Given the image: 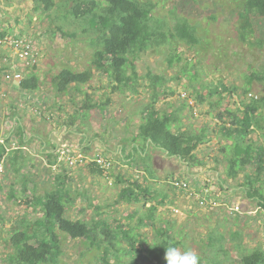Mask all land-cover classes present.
Masks as SVG:
<instances>
[{
	"label": "trees",
	"instance_id": "trees-1",
	"mask_svg": "<svg viewBox=\"0 0 264 264\" xmlns=\"http://www.w3.org/2000/svg\"><path fill=\"white\" fill-rule=\"evenodd\" d=\"M35 3L36 8L44 14L51 12L58 4H62L61 7H57L67 17L64 15L56 19L69 25H79L78 22L82 21L84 23L82 33L94 35L91 37V44L97 50L90 64L91 67L80 72L64 68L54 76L52 84L56 87L59 97H65L70 88L76 85L82 88L97 74L107 78L108 87L114 93H129L130 96L139 97L145 93V90H149L150 98L144 105V110H141L142 122L138 133L130 140L131 144L128 139L121 140L115 151H111L106 146L107 141L104 139L101 147H92V141L94 138L96 140L99 134L89 136L88 133L91 132L89 126L75 123L78 114L82 113L83 117L87 115L84 110H100L103 114L110 102L92 99L85 104L84 101L79 113L72 115L65 123L68 132H71L72 127L73 131L81 137L77 147L68 148L70 152L76 151L72 155L77 153L83 155V162L79 163L86 167L87 172L92 177L104 179L109 186H116L119 190L117 203H138L145 209L142 213L137 210L127 216L130 221L138 216L137 225L134 228L130 227L129 230L125 229L129 225H124L122 221H116V226H113L106 219L89 222L82 218H69L67 213L71 207L75 206L76 197L87 201L88 192L72 191L69 185L72 178H69L67 173H81V171H75L66 157L59 161L62 157L61 147L54 141L48 142L45 139L42 145L46 144L54 150L47 154V169L56 171L53 174L54 189L40 195L36 183L30 189L28 187L30 181L25 177L21 196L16 195L14 189L10 190L8 199L17 200L18 206L24 207V210L11 221L8 239L11 251L4 259L5 264H63L62 237L59 233L72 240L96 243L100 237L102 244L109 242L105 249L104 246L98 248L103 249L101 260L104 264H139L140 262L166 264L164 259L166 247L180 249L184 243H182L183 236L174 230L175 222L164 220L160 211L170 206V203H174L169 201V198L172 195L176 196L178 192V195L186 193L189 197L187 193L189 187L177 188L174 185L175 182L185 181L188 184V181L185 175L180 174V171L171 172V170L165 176V183H168L171 193H164L153 188L149 181L158 184L162 175L155 173L154 159L148 152L150 148L160 151L167 158L180 161L191 171L205 165V161L197 153L202 147L213 142L215 136L220 143L219 151L223 161L226 163L225 178L218 176L217 184L220 191L224 194L231 190L244 192L246 197L256 204L255 211L264 215V95L258 97L252 94V86L255 82L264 84V72L252 71L246 76L243 86L230 85L222 80L213 86L204 85L206 94L196 89L194 83L199 80V72L192 70L183 71V74L188 76L192 93H177L172 88L165 87L167 81L164 77L152 74H148L150 84L143 87L140 83V78L143 79V77L136 70V61L141 55L150 50L160 53L170 44H184L190 47L202 44L197 35V28L187 19H179L173 29L169 27L165 29L166 23L154 17L155 5L143 3L140 0H58V2L57 0H35ZM239 19L241 21L240 39L250 40L256 34L253 20L264 19V0H244ZM58 30L64 33L62 27ZM9 33L8 29L0 28V39L6 38ZM69 35L76 37L77 33ZM259 44L264 45L263 39L260 38L255 43V45ZM168 60L173 66L174 62H180L183 58L177 50H174L170 52ZM35 68L36 66L21 69L24 76L18 86L26 94L37 93L41 88L42 81L38 74L34 73ZM10 71V66H0V77L4 76L5 79L6 73ZM183 93L187 97H183ZM238 93L244 95V98L241 99ZM250 95L253 96L250 97ZM86 96L87 99L89 96L92 98L91 94ZM169 96L177 97L179 103L171 104L170 110L167 111L159 108L160 100ZM228 97H236L233 106H224V101ZM189 101H193L194 104ZM205 102L209 105L207 113L213 118V125L205 122L199 126L195 121L203 115V112H199L201 115L197 117L195 110H200ZM53 106L55 108L59 105ZM59 110L62 111V108ZM17 112L16 107L11 111L13 116ZM53 116V112H49V119ZM26 140L25 131L20 127L18 131L20 145L8 162V166L13 168L14 173H19L25 168L20 164L18 153L21 152L20 148L25 145ZM140 143H143V146ZM6 146L4 142H0V162L6 158L8 151ZM149 157H151V165L148 163ZM100 158L104 160L103 164L98 162ZM53 166L56 168L54 169ZM139 168H143V172L139 171ZM247 170L254 172L247 174ZM131 173H141L144 179H139V176L136 178ZM242 173H244V181L239 182L237 186L229 183V181H236ZM209 186L210 183H206L203 187H198L196 192L198 206L210 201V193L209 196L204 195ZM0 189H2L1 183ZM228 203L230 201L227 202L225 199L222 201V205ZM95 208L98 213L102 210L100 205ZM3 220L5 217L0 213V223ZM137 228L146 229L148 234L151 231V240L150 237H142L141 233L136 232ZM119 239L128 242L129 245L124 248L118 247L116 241ZM231 239L236 241L234 248L240 255L239 264H264V250L261 247L250 250L244 248L240 230L232 233ZM225 240L222 234H212L209 235L208 245L218 248L227 255V251H223ZM121 253H123L122 257ZM133 253H136V256L130 258ZM127 256L130 261L124 262ZM221 262L214 258V263H204L203 258L200 257V264H222Z\"/></svg>",
	"mask_w": 264,
	"mask_h": 264
},
{
	"label": "rangeland",
	"instance_id": "rangeland-1",
	"mask_svg": "<svg viewBox=\"0 0 264 264\" xmlns=\"http://www.w3.org/2000/svg\"><path fill=\"white\" fill-rule=\"evenodd\" d=\"M140 1L155 5L154 17L166 23L167 27L165 29L168 27L173 29L179 19H187L191 25L197 28V35L202 41V44L197 47L170 44L165 46L160 53L150 50L141 55L136 61V70L143 77V79L140 78V83L143 87L150 84L148 74H152L164 77L167 81L165 87H170L177 93H192L188 76L183 74L184 70H192L199 72V80L194 83L196 89L206 94L204 85L213 86V84H217L222 80L230 85L243 86L246 76L252 71L264 72V45H255L260 38L264 41V19L253 20L256 34L250 40L242 41L240 39L239 27L241 21L239 17L243 9L244 0ZM61 5L58 4L57 6L61 7ZM57 6L51 12L44 14L36 8L35 0H0V28L10 31L7 34L8 39L22 37L33 42L37 61L34 73H37L42 81L41 88L37 93L26 94V92H22L19 95L20 99L18 101L25 109L21 112L22 116L20 118L23 119L22 123L26 128L27 137L31 136L30 133L33 134L32 131H34L42 135V140L45 141L46 139L50 142V130H52V125H55L53 128H55L56 133L58 132L55 140L60 144L59 147L64 145L77 147L81 137L73 131L72 127L71 132H68L69 134L66 133L65 123L69 121L72 115L79 113L84 101L87 104L93 99L105 101V103L110 102L105 112L102 114L100 110H84L87 115L83 117L82 113L78 114L75 120L77 125L79 123L81 125L85 124L91 128V132L88 133L89 136L95 135V133L99 134V137L96 140L94 138V141H92V147H101L103 139L107 141L106 146L111 151L118 149V145L123 139H128L129 144H131L130 140L138 133L139 125L142 122L141 110L149 101V90H145V93H141L142 95L139 97L130 96L129 93H114L108 87L107 78L97 74L90 83L83 87L81 86L82 88L77 85L70 88L69 93H66L65 97L57 95V89L52 84L54 76L58 75L64 68H71L77 72L88 69L91 67L90 64L94 59L95 50H97L91 44V37H94V35L82 33L84 26L82 21L78 22L82 26L80 27L78 24L69 25L56 19V17H64L65 15L62 14V10H59ZM59 27H62L65 35L58 30ZM71 33H77V36L72 37L69 35ZM174 50L181 54L183 60L174 62L173 66H171L168 59L170 52ZM18 61L21 64L25 63L23 62L24 60L15 56L14 51H11L8 44H0V66L7 65L17 69L20 65ZM161 90L163 91V89ZM87 94H91L92 98L89 96V99H87ZM238 94L241 99L244 98V95ZM252 94L258 97L263 96L264 84L255 82L252 86ZM191 95L193 96V94ZM235 98L228 97L224 101V106H233ZM1 100L2 97H0ZM189 102L194 104L193 101ZM178 103L179 99L177 97L170 98L169 96L160 100L159 108L167 111L170 110L172 105H177ZM56 104L59 106L54 108L53 105ZM62 105L64 106L62 107ZM59 107L62 108V111L59 110L61 109ZM47 109L49 112H53L54 120L53 117L49 119V115L46 113V111L48 112ZM208 110L209 105L207 102L200 107V110H195L197 117L203 112V115L195 121L197 125L200 126L205 122L212 124L213 118L207 113ZM38 112L44 116H41ZM28 114L33 115V123ZM14 116L9 115L10 118ZM7 119H5V122ZM45 119L49 122L48 124L44 122ZM42 128L43 131H40ZM0 131L3 134L5 133L2 128H0ZM59 131L62 133L59 134ZM7 135L5 134L3 137ZM213 138L215 139L207 146L204 152L200 150L197 153L202 156L205 165L191 171L180 161L167 158L160 151L151 150L150 148L148 152L154 159L155 173L157 172V175L162 176H160L158 184L151 181H149V184L164 193H171L168 183H165V176L171 170V172L180 171L181 175H185L189 184L187 192L189 193V198L187 194L178 196V192L176 193L177 196L173 197L172 195L169 198V201H174V203H170V206L160 211V215L164 220L175 222V232L183 236L182 243H184V246L180 250H193L199 257L203 258L204 263H214V258H216L222 261V264H239L240 255L234 248L236 241L231 239V234L240 230L244 248L250 250L254 247H261L264 250V215L255 211L256 204L240 190L236 192L231 190L225 194L222 192L221 195L220 187L217 184L218 176L225 178L226 163L223 161L219 151L220 143L218 139L215 136ZM9 139L10 141L13 140V138ZM7 140L3 139L5 146L8 143ZM8 144L6 147L15 148L10 142ZM140 145L143 146V143H140ZM25 146L29 148L30 152L35 149L36 152L33 153L37 156L27 154L22 157L20 164L24 165L25 168L19 173H14L13 168L8 166L10 156L2 161L4 171L0 173V183L2 184V189H0V213L4 215L5 220L0 223V264H5L4 259L8 252L11 251L8 241L11 232V221L24 210V207L18 206L17 200L11 201L8 199L10 190L14 189L16 195L21 196L25 177L30 181L28 184L30 189L36 183L38 194L40 195H44L45 191L54 189L53 174L56 171L50 168L47 169V157L42 158L41 155L37 154V149H41L39 139L35 138L32 141L28 139L25 142ZM149 158L148 163L151 165V157ZM17 164L19 165V162ZM72 167H74L75 171H81V173H67L68 177L72 178V181H69L70 188L72 191H81L82 193L85 190L88 194L85 193L87 201L81 200L78 196L76 197L75 206L71 207L67 213L69 218H82L89 222L97 219H106L113 226H116V221H122L124 225H129L125 228L126 230L137 225L138 216L131 221L127 219V216L137 210L142 213L145 209L142 204L117 203L119 190L116 186H109L104 179L92 177L87 172L86 167L79 162ZM53 168L55 169L56 166H53ZM253 172V170L246 171L247 174ZM192 173L196 174L197 177H194ZM132 175H135L136 178L139 176L141 180L144 179V175L141 173ZM243 175L244 173L236 181H229V183L237 186L239 182L244 181ZM204 180L206 183H210V188L215 185L216 189L213 188L209 192L210 194L216 193V197L222 200L225 199L227 202L230 201V204H225L222 208L213 206L211 208H215L213 211L200 209L201 206L206 207V203H203L204 205L200 204V208H198L196 192L198 187L205 183ZM184 195L187 198L183 197ZM98 205L102 207L99 213L97 208H95ZM233 206H239L241 212L237 211V213L231 214L230 209ZM245 214L247 216H244ZM36 216L39 217L38 215ZM135 231L141 233L142 237H150L151 240V231L149 232L150 234H148L146 229L137 228ZM59 234L62 237L63 255L61 260L63 264H104L101 260L103 249L98 248L104 246L105 249L109 242L102 244L100 237H98L96 243L87 240H72L64 234ZM212 234L225 236L223 251H227V255L218 250V248L208 245L209 235ZM116 244L120 248L129 245L128 242L122 239L116 241ZM131 256L135 257L136 253L131 254L130 258ZM130 258L128 256L125 257L124 262L130 261ZM139 264L148 263L140 262Z\"/></svg>",
	"mask_w": 264,
	"mask_h": 264
},
{
	"label": "crops",
	"instance_id": "crops-1",
	"mask_svg": "<svg viewBox=\"0 0 264 264\" xmlns=\"http://www.w3.org/2000/svg\"><path fill=\"white\" fill-rule=\"evenodd\" d=\"M0 92H2L1 94H3V95H1L0 97H2V100L0 101V128H2V130L3 131H5V133L3 134L1 131H0V139H8V138H13V140L12 141H10V139H9V141H8V143L10 142V144L13 146V147H15V148H8V151H7V153H6V158H8L9 156H10V159H11V157L14 155V152H15V150L14 149H17L18 148V146H19V141H18V131H19V128L20 127H22L23 129H24V131H25V127H24V125H23V123H22V121H23V119H21L20 118V116H22V111H24L25 109H24V106H22L20 103H19V99H20V97H19V95L22 93V91H21V89H20V87L18 86V84L17 83H9V82H7V80H5L4 79V76L3 77H0ZM32 103V102H31ZM17 108V110H18V114L17 115H15L13 118H10L9 117V115L11 114V115H13L12 113H11V111H12V109L13 108ZM22 107V108H21ZM31 107V106H30ZM33 108V107H32ZM48 110V109H47ZM39 114H40V112H38ZM43 114H44V112H43ZM47 114L49 115V111L47 112ZM41 115V114H40ZM28 116L30 117V120L32 121V118H33V115H31V114H28ZM41 116H44V115H41ZM8 118V119H7ZM5 119H7L6 120V122H5ZM47 119V118H46ZM46 119L44 120V122L45 123H49V122H47L46 121ZM53 119H54V116H53ZM32 123H33V121H32ZM53 127H55V125H52V127H51V129L52 130H50V133H51V136H50V140H52V141H54V143L55 144H59L58 143V141L57 140H55V136H57L58 135V132L56 133L55 132V128H53ZM32 128H33V126L31 127V130H32ZM44 128V127H43ZM43 128L40 130V131H43ZM66 128V130H65V132L66 133H68V130H67V127H65ZM26 132V131H25ZM33 132V134L32 133H30L31 134V136L29 135L28 137H27V135H26V133H25V135H26V137H27V140L29 139L30 141H32V140H34L35 138H38L39 139V141H40V143H41V149L39 150V148L37 149V154L40 156H42V158H44V157H47V160H48V156H47V154L49 153H52L54 150H53V148L52 147H49V146H47L46 144H44V145H42V142H44V140H42V135L40 134V133H37V132H34V131H32ZM54 132V133H53ZM62 132L61 131H59V134H61ZM5 134H8L6 137H3V135H5ZM57 134V135H56ZM69 134V133H68ZM54 136V138H52ZM26 140V141H27ZM46 141V140H45ZM0 142H3V140H0ZM12 142V143H11ZM7 143V145H9ZM60 145V144H59ZM207 146L208 145H205L204 147H202V149H201V151L202 152H204L205 150H206V148H207ZM21 149V152L20 153H18L19 154V157H20V159L22 158V157H25L27 154H31L32 156H34L35 154L33 153V152H36V150L35 149H33V152H30V150H29V148L27 147V146H23V147H21L20 148ZM12 150H14V151H12ZM29 151V153H28V151ZM40 151V153H39V151ZM27 151V152H26ZM200 151V150H199ZM35 156H37V155H35ZM199 157L200 158H202V156L201 155H199ZM46 163H47V161H46ZM197 168V167H196ZM140 170L139 171H142L143 172V168L141 169V168H139ZM195 169V168H194ZM131 170H133L132 168H131ZM139 171H137V172H139ZM189 171V170H188ZM131 174H135V173H131ZM198 174V173H197ZM146 175V174H145ZM192 175L194 176V177H197V175L196 174H194V173H192ZM205 181V180H204ZM106 182V181H105ZM206 184V181H205V183H204V185ZM204 185H201L202 187L204 186ZM213 188H215V185H213V186H211V188L209 187L206 191H205V194L204 195H208L209 194V192L213 189ZM216 189V188H215ZM204 190V189H203ZM220 193H221V195H222V191H220ZM179 194V193H178ZM184 194H186V193H184ZM180 195H182V194H180ZM211 195V197L209 198V200L210 201H208V203L205 205L206 207H203V206H201V208L198 206V208H200V209H203V210H211V211H213L214 209H211L213 206H217V205H215L214 203H213V201L212 200H214V201H217V202H219V203H221V201H222V199H218V197H216V193H211L210 194ZM177 196V195H176ZM179 196V195H178ZM183 197H186L185 195L183 196ZM188 197V196H187ZM186 197V198H187ZM199 197V196H198ZM189 198V197H188ZM190 202H192V203H194L193 201H190ZM228 204H230V203H228ZM207 205H209V206H207ZM218 207V206H217ZM216 207V208H217ZM220 208H222L223 207V205L221 204L220 206H219Z\"/></svg>",
	"mask_w": 264,
	"mask_h": 264
},
{
	"label": "built area",
	"instance_id": "built-area-1",
	"mask_svg": "<svg viewBox=\"0 0 264 264\" xmlns=\"http://www.w3.org/2000/svg\"><path fill=\"white\" fill-rule=\"evenodd\" d=\"M0 44L4 45V44H8L9 48L11 49V51H14V54L16 57H18L19 59L24 60L23 64L20 63V61H18L20 63L19 67L17 69H14L13 67L11 68V71L6 73L5 75V79L9 82V83H17L20 84V82L23 79L22 75V71L21 69L27 68V67H33L35 65H37V61H36V52L34 49V45L33 42L27 39H24L22 37L19 38H14L12 37L11 39H8L7 37L4 39H0ZM20 68V69H19ZM2 92H0V96L3 95L1 94ZM253 95H250V97H252ZM183 97H187V95L185 93H183ZM71 150L64 145L63 147H61V158L59 159V161H62L64 158L66 157L67 160L69 161V165L70 166H75L77 162H83V155L81 154H75L72 155L75 152H70ZM98 162L100 164L104 163L103 159H98ZM4 171V167H3V162H0V173H2ZM177 188H186L189 187V185L185 182V181H179V182H175L174 184ZM215 205H217L216 202H213ZM201 205H204L203 203H201ZM237 211H240V207L239 206H233L230 209L231 214L237 213ZM238 214H240L238 212Z\"/></svg>",
	"mask_w": 264,
	"mask_h": 264
},
{
	"label": "clouds",
	"instance_id": "clouds-1",
	"mask_svg": "<svg viewBox=\"0 0 264 264\" xmlns=\"http://www.w3.org/2000/svg\"><path fill=\"white\" fill-rule=\"evenodd\" d=\"M220 199V198H218ZM217 203L219 207L222 204L212 200ZM166 264H200V257L191 249L181 251L176 247H166L165 257Z\"/></svg>",
	"mask_w": 264,
	"mask_h": 264
}]
</instances>
